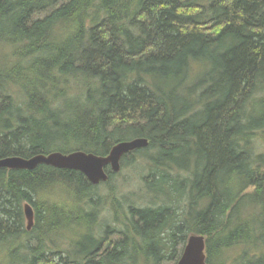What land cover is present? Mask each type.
Instances as JSON below:
<instances>
[{
	"label": "trees",
	"instance_id": "1",
	"mask_svg": "<svg viewBox=\"0 0 264 264\" xmlns=\"http://www.w3.org/2000/svg\"><path fill=\"white\" fill-rule=\"evenodd\" d=\"M136 137L97 185L0 168V264H264V0H0V157Z\"/></svg>",
	"mask_w": 264,
	"mask_h": 264
},
{
	"label": "water",
	"instance_id": "2",
	"mask_svg": "<svg viewBox=\"0 0 264 264\" xmlns=\"http://www.w3.org/2000/svg\"><path fill=\"white\" fill-rule=\"evenodd\" d=\"M148 145L145 137H136L114 143L106 155H98L83 150L68 153L51 151L37 153L30 157L10 155L0 157V168L33 169L38 164L50 165L59 169H72L81 172L93 185L108 179V169L116 173L120 170L123 155ZM26 228L30 229L34 222L33 209L29 203L23 205ZM175 264H206L205 240L200 234L188 236L181 254Z\"/></svg>",
	"mask_w": 264,
	"mask_h": 264
},
{
	"label": "rangeland",
	"instance_id": "3",
	"mask_svg": "<svg viewBox=\"0 0 264 264\" xmlns=\"http://www.w3.org/2000/svg\"><path fill=\"white\" fill-rule=\"evenodd\" d=\"M261 145H263V143L262 144H260V146ZM261 148V147H260ZM125 172V171H124ZM133 177V176H132ZM130 179V181L128 182V184L126 185V187H127V189H129V190H132L134 187L136 188L137 187V181L136 180H134V179H132V178H129ZM25 225H26V221H25Z\"/></svg>",
	"mask_w": 264,
	"mask_h": 264
},
{
	"label": "bare ground",
	"instance_id": "4",
	"mask_svg": "<svg viewBox=\"0 0 264 264\" xmlns=\"http://www.w3.org/2000/svg\"><path fill=\"white\" fill-rule=\"evenodd\" d=\"M260 130V129H259ZM260 140V139H259ZM108 217V216H107ZM257 228V227H256ZM256 232V231H255ZM97 235V234H96ZM259 235V234H258ZM255 236V235H254ZM96 237V236H95Z\"/></svg>",
	"mask_w": 264,
	"mask_h": 264
}]
</instances>
